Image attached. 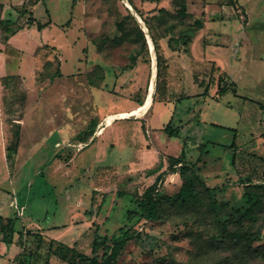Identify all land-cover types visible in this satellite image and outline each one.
<instances>
[{
    "label": "rangeland",
    "instance_id": "rangeland-1",
    "mask_svg": "<svg viewBox=\"0 0 264 264\" xmlns=\"http://www.w3.org/2000/svg\"><path fill=\"white\" fill-rule=\"evenodd\" d=\"M156 1L158 4L152 3ZM160 7L168 11L157 13ZM30 13L36 20L51 24L43 31L33 27L21 37H11L9 42H4L1 20L11 18L16 29L26 31ZM154 13L157 16L153 17ZM144 19L158 28L157 36L170 32L183 42L189 40L191 32L202 23L186 48L188 53L197 37L206 43L218 44L216 54L223 60L233 62L236 49H243L239 58L244 69L237 80L242 97L229 92L219 100L212 98L210 95L217 88L220 75L231 88L232 79L220 73L221 68L214 62L202 59L195 62L187 56L181 60L171 59L173 62L165 66L155 92L157 59ZM120 22L134 33L126 36L119 32L117 25ZM244 32L250 38L242 37ZM141 33L147 36L152 62L140 61L129 74L124 68L131 64V56L140 49ZM179 46L176 44L177 48ZM182 48L184 46H180ZM196 53L201 57L199 46ZM58 70L64 73V78L63 75L52 77ZM8 75L17 79L6 87L3 82ZM152 78L157 101L183 99L174 110L176 116L179 114L178 119L185 118L192 109L197 111L198 118L189 130L192 132L190 141L198 146L206 145L203 149L190 145L189 158L196 160L202 150H208L204 153L207 161L217 162L218 166L225 163L224 170L237 168L241 180L235 173L224 175L218 169L209 172L217 174L212 178L217 181L215 197L218 200L240 204V196L246 189L244 180L264 184V144L257 143L259 138L253 139L262 133L264 140V110L261 107L264 105V0H0V108L7 124V134L0 149L6 145L10 151L12 161H9L13 165L10 162L8 174L13 182H18L20 203L26 207L22 218L25 224L46 229L53 227L50 229L52 239L66 242L67 228L63 226L71 223L72 218L77 220L82 213L75 212L76 200L81 199L86 204L91 201L86 191L100 170L98 160L95 161L97 151L100 150L106 161H113V164L124 157L119 149L106 146L111 138L109 133L96 141L91 139L86 146L79 141L99 130L97 108L112 111L122 105L130 106L132 100L144 99L149 94ZM206 88L207 95H203ZM188 94L190 96L186 97ZM69 100L80 101L84 107L68 112L79 127L72 133V143L64 142L66 138L62 137V130L55 126L57 122L53 118L54 114L61 113L57 105ZM167 117L164 114V122L171 118ZM18 130L25 134L21 140L15 136L19 134L16 133ZM183 132L182 136L188 135ZM235 135L244 153H238V158L233 160L235 148L225 145H231ZM255 143L258 144L256 151L252 150ZM173 147L169 154L180 156L182 153H177L179 145ZM60 149L65 150L61 153H67L68 159L75 153L71 167L73 175L68 177L53 173L47 167L50 157ZM18 150L22 153L21 171H16ZM137 157L148 160L146 155L137 154ZM151 173L153 168L150 167L143 172H134L133 177L124 175L118 181L120 185L125 184L124 188H111L115 196L111 192L99 194L106 198L101 212L107 215L99 220V234L112 237L121 234L122 230L135 232L116 264H226L225 258L230 251L225 247L217 223L226 216L215 211L213 194L204 186H198L200 193L196 202L165 201L158 210L156 221L143 218L139 203L151 183L146 180ZM0 174V181L5 182L1 158ZM130 182L133 186H129ZM173 183L174 179L164 180L159 189L173 194L180 188H174ZM136 211H139L138 216L129 217ZM85 215L89 217L91 213ZM35 227L28 229L36 231ZM231 228L262 229V241L256 242L255 246L264 244V206L255 222H238ZM29 235L32 242L29 250H35L37 237H32L35 233ZM84 235L82 251L91 255L92 244H89L95 230ZM19 250L18 247L9 249L6 255L13 257ZM2 252L5 253V249ZM57 259L53 264H65Z\"/></svg>",
    "mask_w": 264,
    "mask_h": 264
},
{
    "label": "crops",
    "instance_id": "crops-1",
    "mask_svg": "<svg viewBox=\"0 0 264 264\" xmlns=\"http://www.w3.org/2000/svg\"><path fill=\"white\" fill-rule=\"evenodd\" d=\"M152 3L158 4V2H152ZM33 27H36V26H33ZM33 27H28L26 31H24V28H23L17 34L11 37H16V36L21 37L23 34H25V32L27 33V31ZM145 28L148 30L146 24H145ZM148 34L152 38L149 30H148ZM242 37L250 38L246 32L242 34ZM146 39H147V36H146ZM162 40H165L164 41L165 43H162ZM159 42L161 45V50L163 51L162 52L163 55L166 57L167 60H169L168 64L169 63L171 64L173 62L171 60L173 57L181 60V58L185 59L186 56L189 57L191 60H194L195 62H198L200 59L204 61L207 60V61L214 62L217 68H221L220 73L227 74L228 76H230L232 81H234L237 84V94H235L232 91V89H230L229 92L234 93L236 96H240L237 80L239 79V76L241 75L244 69V66L241 63V58H239V55L241 54L243 49L241 48L239 49L237 48L238 50L236 49V51L238 52L237 54H233L232 56L233 62H232V61H229V59L223 60L221 58L222 59L221 60L220 58H218L219 55L216 54L217 50L219 49V46H217L218 44H215V43L213 44V42L211 43V41H207L206 43L205 41H202L200 37H197L194 43L191 44V46L189 47V50H190L189 53L173 51L168 45L167 38H162ZM147 44H148V48L150 52V63H151L152 55H151L148 39H147ZM198 46L200 47V50H201V57H198L196 53V48ZM155 57L157 59L156 50H155ZM133 70L134 68L131 70H127V71L129 72V74H131L133 73ZM8 76H13V75H8ZM64 76L65 75H63V78ZM152 80L153 78L151 79V81ZM151 81H150V85H151ZM150 85L148 87V90H149L148 92H150V88H151ZM154 89H155V92H157L156 85ZM216 89H218V86ZM67 90L69 93L72 94V92L70 91V88H67ZM215 90L210 95L212 98L219 100L221 97L224 96V95L216 96L217 90L216 91ZM204 92H203L204 93L203 95H207L206 91ZM148 96L149 94L147 93V96L144 99H141L143 101L142 104H139L137 100H132L130 106L122 105L121 108L120 107L113 108L112 111L103 110L104 108L102 107H99L96 109V111L99 110L97 113L98 115H96L98 116L99 130H97L96 132L90 133L89 136L84 141H79V143L80 142L84 143V145L86 146L87 143L91 139H93V141H96L97 139L106 137L109 133L111 135V138L110 140L107 141L106 146L111 149H119L120 153H124L123 154L124 157L117 159V162L113 164V161L111 162L106 161L102 153H100V150L97 151V156H96L95 161L97 162L98 160L97 164H99L100 170L94 177L93 184L91 185L89 184V188L86 185L88 189V190L86 189L87 190L86 193L89 195V198H91V201H89L86 204L81 199L76 200L75 212L76 211L82 212V213L84 212V215H82V213L79 214L77 220H75L76 218H72L71 223L63 226L67 228L65 232V236H64L67 238L66 242L63 240H59V239H52V237L50 236L52 235L50 229H52L53 227L52 228L49 227L47 229L40 228L39 226L35 227V225L31 223L28 225L25 224V221L22 220V218L25 216L26 207L24 205H21L20 203L21 201H20L19 192H18L19 189L17 188L18 182L17 183L13 182L11 180L12 176L8 174L10 173V167H11L9 166L10 162L8 160V154H9L8 148L5 145V147L0 149L1 150L0 158L3 160L4 171H5V176H6L5 182L0 181V216H2L4 219L17 217L16 224H15L14 238L11 244H6L3 241V234L0 232V264H19L18 260L21 257V255L30 251L29 246L32 245V242L30 243L29 236L31 235L29 234H33V233H35V235L32 236L34 238H36L38 234H41L45 241L49 242L51 240H57L69 246H76L78 250L82 251L83 246L81 245L82 243L81 240L85 236L84 234L87 232H90L91 230H95L96 232L98 230V224L100 223L99 220H102V216L105 215L101 212V209L106 203L105 202L106 198L102 197L101 195L109 194L108 192H111V194H113L112 193L113 191L111 189L112 186H115V188H118V186H121V187L125 186V184L120 185V183H118L120 177L124 175H127L128 177L129 176L133 177L134 172L139 173V170L140 172H143L144 169L146 170L150 167L153 168V173H151L147 178L146 177L145 178L146 180L151 181L150 185H152L156 181L158 175H160L162 172L169 171V168H168L169 157L170 156L180 157L182 155L181 154L180 156H177V155L169 154L171 153L172 148H174L173 146L177 147L179 145V147H177L178 148L177 153L185 152L186 154L185 162L188 165L195 167V169L198 171L202 179L207 183L208 186L212 188L214 187L218 188L217 187L218 185H216L215 183L217 182L216 179L212 178L214 177V175H217V174L212 175L213 173H209L210 171H216L215 169H218L219 170L218 172H223L224 175H227L228 173L230 174L235 173L240 180L242 179L238 173L237 168H234L232 170L231 168L224 170L225 163H221V166L220 165L218 166L217 162H213L210 160L207 161L206 157L204 156L205 155L204 153L208 152V150H202L200 152V155L196 158V160H191L189 158L188 153L190 152L189 150L190 145L198 146L197 143L191 142L192 140H191L190 135L192 134L190 133L192 132L189 131L193 129L194 127L193 123L198 118V114L196 110L192 109L185 116V118L178 119L179 114L178 116H176L177 111L174 112V110H177L178 104L183 99L181 101H179L178 99L176 100V98L175 99L173 98L170 101H161V100L157 101L155 98V93L152 92L151 94L152 98L150 99V104L147 107H145L144 110H142L139 114L129 115V116L123 115L124 113H129L137 108L145 106L146 101H147L146 99H148ZM189 96L190 95L188 94L186 97H189ZM244 98L248 99L247 97H244ZM57 106H59V108L61 109V113H57L53 115L54 122H57L55 126L61 128L62 137L66 138L64 142L72 143L70 142L72 133L75 130H79V127L75 126V122H73V120L71 119V116H68V114L73 111H77L80 108L83 109L84 107L82 106V103L80 101L76 102V101H70V100L69 102H63L62 104H58ZM1 108H0V146H2V144L4 143V139L7 134V124L4 120L5 113L3 112ZM163 112H165L164 114L168 116L167 119L171 117L168 120V122H164L165 120L163 119V116H164ZM175 117L177 118L175 119ZM257 121L258 120H256V122ZM170 123L174 128L177 129V134L175 136H170L164 130L166 125ZM91 130H93V128ZM20 131L21 130H18L16 133L19 132V134H15V136H17L18 139L21 140V137H23V135L25 134H24V131L23 133H21ZM80 131H78L77 133H79ZM183 131H185L188 135L185 137L182 136V134L184 133ZM262 137L263 135L261 133L259 134V137L257 135L253 136V139L259 138L257 143L264 144V140ZM236 139H237V135H235L234 137V141H235L234 147H232V144L225 145L226 148H233V149L235 148L233 157H232L233 160L238 158L237 156L238 153H244V151L241 148L242 145L238 144L236 142ZM213 143L216 144V142H213ZM257 143H255L256 147H253L252 150L256 151L255 149L258 147ZM205 145L206 143L201 144L197 148L203 149ZM19 151L20 150H18V153H16V160H17L16 171L17 170L21 171L23 168L22 153H19ZM62 151H65V150L60 149L56 151L55 153H53V155L50 157L48 161L47 167H49L50 170L53 171V173L55 172L64 177H68L70 175H73V171L71 170V167L75 160V156H74L75 153L71 156V158L68 159V157L66 156L67 153H61ZM137 154L139 155L142 154V156L146 155V158L148 160L145 161L144 159L137 157ZM38 173L42 174L40 171H38ZM7 174L9 175V178H7ZM171 179L175 180V183H173L172 185L174 186V188L175 187L179 188L181 186L182 180H181V176L179 173L169 172L168 174H165L163 181L166 180L167 182ZM91 186L94 188L93 191H92ZM129 186H133V184L130 182ZM108 189H110L111 191ZM115 190H118V189H115ZM128 193L131 194L130 192ZM115 194H116V191H115ZM132 199H133V196H132ZM240 200L241 202L243 201V193L240 196ZM17 204L19 205V207H24V211L21 215L18 213V208L16 206ZM85 205H86V208H85ZM89 213H91V216L88 217L85 215V214L88 215ZM105 218H107V215H105ZM23 226H25V229L23 228ZM34 227L37 228L36 231H30L32 229L30 230L28 229V228H34ZM0 228H1V225H0ZM88 237H90V240H91V236H88ZM93 240L92 242H90L89 244L90 246L93 243ZM36 246H37V242H36ZM17 247L20 248V250L17 251L13 257L6 255L7 250L8 251L9 249L13 250V248H17ZM3 249H5V253L2 252ZM56 258L57 257L55 256L51 258L50 260L51 264H53V261H56ZM57 261L60 262L61 260L58 258Z\"/></svg>",
    "mask_w": 264,
    "mask_h": 264
},
{
    "label": "trees",
    "instance_id": "trees-1",
    "mask_svg": "<svg viewBox=\"0 0 264 264\" xmlns=\"http://www.w3.org/2000/svg\"><path fill=\"white\" fill-rule=\"evenodd\" d=\"M157 2V1H156ZM45 3V2H44ZM130 4L134 9L135 5L131 1ZM168 10L164 7H160L157 13L167 12ZM47 12L49 10L47 9ZM136 12L143 18L144 15L140 14L138 10ZM156 13V14H157ZM155 13L153 17L157 16ZM144 22L152 36L155 46L156 56H157V84L156 90L158 91L159 84L161 82V76L165 66L169 64L166 57L161 52L160 40L162 38L168 39V45L173 51H183L187 52V46L192 42L193 36L196 31L200 30L202 23H199V27L191 32V38L185 42L181 39H175L176 37L170 33L156 35V28L152 23L148 22V19H144ZM196 22H199L196 20ZM51 24L48 22L37 21L32 13H30V19L28 22V27L36 26L38 30H43ZM1 25L4 31V42H8L11 36L17 34L21 29H16L14 26V21L11 18L2 19ZM119 32H123L126 36L129 33H134L133 30L125 28L123 22L118 23ZM158 29V28H157ZM142 44L138 52L131 56V64L124 68L125 71L135 68L139 61L149 62V48L147 44V39L145 34L141 33ZM140 41V40H138ZM176 44L184 46L182 50L176 47ZM61 70H58L52 77L62 76ZM16 76H7L4 79V85L9 87L11 81L16 80ZM6 81V82H5ZM224 76L220 75L218 80V89L216 96H223L232 89V91L237 94V84L232 81V88L230 85L224 83ZM208 92L206 88V93ZM139 104H142L141 99L137 100ZM264 110V105H261ZM166 133L170 136H175L177 134V129L174 128L171 123L166 125ZM235 146V141L232 143V147ZM8 160L12 157L8 149ZM185 152L182 153L180 157L170 156L168 159L169 171L162 172L158 175L156 181L147 187L144 193L141 195V201L139 207L143 218L147 221H156L158 219V210L163 202L170 203H194L198 200L200 190L199 185L205 187L207 192L212 193L213 201L215 204V211L226 216L225 219H218L217 223L221 230V237L224 239L225 247L230 251V255L225 258L226 264H264V244L255 246L256 242L262 241L263 230L262 229H247L243 231L242 229H232L231 225H236V223H243L244 221L255 222L257 219L258 212L263 209L264 206V184L250 181L249 179L244 180L243 184L246 186L243 192V201L240 204H235L231 201H220L216 196L217 188L210 187L202 179L195 167L188 165L185 162ZM235 159V158H234ZM12 161V159H11ZM9 161V162H11ZM13 163V162H11ZM179 173L181 176L182 184L179 190L173 194L165 193L159 189V186L163 183V178L165 174L168 173ZM138 212L130 213L129 217L138 216ZM17 217L4 219L0 216V232L3 234V241L6 244H11L13 242L15 233V224ZM132 230H122L121 234L109 237L108 235H101L99 231L95 232L94 240L92 243V254L89 255L83 251L77 249L76 246H69L57 240L45 241L41 234L37 235V246L35 250H30L24 253L19 258V264H51L50 260L52 257H57L66 264H116L118 258L124 251L127 243L133 237Z\"/></svg>",
    "mask_w": 264,
    "mask_h": 264
},
{
    "label": "bare ground",
    "instance_id": "bare-ground-1",
    "mask_svg": "<svg viewBox=\"0 0 264 264\" xmlns=\"http://www.w3.org/2000/svg\"><path fill=\"white\" fill-rule=\"evenodd\" d=\"M153 78H154V73H153ZM153 86H154V79L151 81V85H150L151 88H150V92H149L148 99H146L147 101H146L145 106L140 107V108H137V109H135V110H133V111H131V112H129V113H124L123 115H124V116L137 115V114H139L142 110H144V108L147 107V106L150 104V99L152 98V97H151V94H152V92H153ZM122 117H123V116H122Z\"/></svg>",
    "mask_w": 264,
    "mask_h": 264
},
{
    "label": "built area",
    "instance_id": "built-area-1",
    "mask_svg": "<svg viewBox=\"0 0 264 264\" xmlns=\"http://www.w3.org/2000/svg\"><path fill=\"white\" fill-rule=\"evenodd\" d=\"M16 206L18 208V213L21 215L23 213V211H24V207H19L18 204Z\"/></svg>",
    "mask_w": 264,
    "mask_h": 264
},
{
    "label": "water",
    "instance_id": "water-1",
    "mask_svg": "<svg viewBox=\"0 0 264 264\" xmlns=\"http://www.w3.org/2000/svg\"><path fill=\"white\" fill-rule=\"evenodd\" d=\"M138 20V19H137Z\"/></svg>",
    "mask_w": 264,
    "mask_h": 264
}]
</instances>
